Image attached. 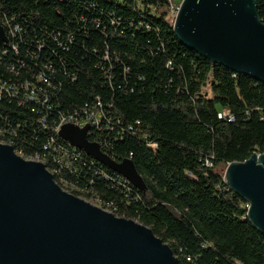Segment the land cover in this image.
<instances>
[{"label": "trees", "instance_id": "1", "mask_svg": "<svg viewBox=\"0 0 264 264\" xmlns=\"http://www.w3.org/2000/svg\"><path fill=\"white\" fill-rule=\"evenodd\" d=\"M167 15V0H0V22L16 21L7 28L16 50L0 53V140L52 168L57 153L44 148L59 116L83 117L100 99L120 132L106 151L132 160L147 191L80 151L57 164L63 190L151 229L176 264H264V235L224 182L230 164L264 153V83L182 45ZM40 75L46 107L21 104L14 88ZM6 120H20L18 135Z\"/></svg>", "mask_w": 264, "mask_h": 264}, {"label": "water", "instance_id": "2", "mask_svg": "<svg viewBox=\"0 0 264 264\" xmlns=\"http://www.w3.org/2000/svg\"><path fill=\"white\" fill-rule=\"evenodd\" d=\"M173 31L211 63L264 83V23L256 0H183ZM7 42L0 25V45ZM62 135L147 191L132 160L103 154L87 128L64 126ZM224 182L248 203L247 217L264 235V153L230 164ZM0 264H176V257L151 229L64 191L44 164L0 144Z\"/></svg>", "mask_w": 264, "mask_h": 264}, {"label": "built area", "instance_id": "3", "mask_svg": "<svg viewBox=\"0 0 264 264\" xmlns=\"http://www.w3.org/2000/svg\"><path fill=\"white\" fill-rule=\"evenodd\" d=\"M167 1H168V15H167V17L171 22L174 23L177 15H178V12L180 10V7H181L183 0H167ZM15 23H16L15 18H13L12 21L0 22V25L3 28L5 35L7 37V40H8L7 43L0 45V53H3L5 58L9 55L11 50H13V49L16 50V47H14L13 45L9 46L12 44V42H11V39L9 37V33L7 32V28H11V24L13 25ZM14 30L17 31V30H19V28L16 27V28H14ZM13 42H14V40H13ZM6 46L10 50H7ZM43 67L48 70L47 71L48 74H51V75L54 74V69L51 65H45ZM42 83L48 84V81L45 79V77L43 75H40L38 77L37 83H28L27 82L19 88H14L18 92V93H16V96H19L22 99L21 104L31 103V104H36L38 107H40L42 109L45 108L46 102H42L40 99V97H43V95L45 93V91L41 85ZM3 94H4L3 92H0V98L2 97ZM104 110L105 109L103 107V104L101 103L100 99H98L97 103L94 106L90 107L89 110L87 112H85V115L83 117H80L78 114H63V113L59 116L58 120L56 121L57 123L52 127V132L55 135H57L58 139L57 140L51 139L49 144L46 145L44 148V150L47 153L49 151H52L51 153H57L56 154L57 160H56V162H54V166L52 168L47 167V159H45L44 157L43 158L37 157V158L26 159L21 154H19L21 152L15 151L14 146L11 143H7L5 141L0 140V144L13 147V149L17 155H20L21 157H23L24 159H26L28 161H35V162H40V163L44 164L46 166L48 172L51 175H53L56 184H58L62 189L63 188L67 189L70 186H69L67 181H65L63 178H61V169L57 167V164L59 165L62 163L60 158L63 155L68 157L69 153H78V151H80L82 153H84V152L75 148V147H72L70 145V143L63 138L62 129L64 126L70 125V126L78 127L80 129L87 128L89 141L91 143L98 144L100 147V150L102 151L103 154L107 155L112 160L116 161L106 151V147L109 146L107 138H109L112 134L119 137L120 132L116 133V129H115V127H113V125L111 123V118L108 117L107 113ZM35 111H36L35 108L32 109V112H35ZM42 114H44L43 111H42ZM223 116L224 117H230V113L228 111H225L224 115H220L219 117L223 118ZM36 119L40 120V122L41 121H47V117L44 115H42ZM232 120L233 119H230L231 122H232ZM6 121L8 122V125L6 128L10 129L11 133L13 135H18L17 130L14 129V127L16 125H21V124H19V123H21L20 120H19V122H17L16 125H14L13 121H10V120H6ZM116 124H119V122H117ZM137 125H139V123H137ZM133 130H134V128L131 127L130 131H133ZM53 138H55V137H53ZM61 141H64L65 143L68 142V146H66L64 143H61ZM77 156H79V155H77ZM116 162H118V161H116ZM108 170H110V169H108ZM113 173H115V172H113ZM115 174H117V173H115ZM117 175H118V177H120L121 182H126L128 185L131 184L123 176H121L119 174H117ZM128 185H126L125 187H126L128 192H131V189ZM70 190L75 191L74 188H71ZM92 199L96 200L100 204L99 199H95V198H92ZM92 199H89V200H92ZM104 209L115 215L114 210L111 209V205H108L106 208L104 207Z\"/></svg>", "mask_w": 264, "mask_h": 264}, {"label": "rangeland", "instance_id": "4", "mask_svg": "<svg viewBox=\"0 0 264 264\" xmlns=\"http://www.w3.org/2000/svg\"><path fill=\"white\" fill-rule=\"evenodd\" d=\"M172 24H173V22H172ZM20 156V155H19ZM220 172H223V169H220ZM67 192V191H66ZM69 193V192H68ZM71 194V193H70ZM80 198V197H79ZM81 199H83V200H85L86 202H88V203H90L91 205H93V206H96V207H99V208H101V209H103V210H105L104 209V207L103 206H101L96 200H94V199H92V200H87V199H84V198H81ZM105 211H107V210H105ZM107 212H109V211H107ZM109 213H111V212H109ZM117 217V216H116Z\"/></svg>", "mask_w": 264, "mask_h": 264}]
</instances>
